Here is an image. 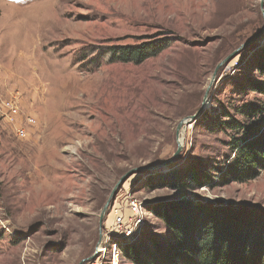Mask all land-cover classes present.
<instances>
[{
	"label": "rangeland",
	"instance_id": "obj_1",
	"mask_svg": "<svg viewBox=\"0 0 264 264\" xmlns=\"http://www.w3.org/2000/svg\"><path fill=\"white\" fill-rule=\"evenodd\" d=\"M263 28L261 0H0V264H91L100 213L123 178L111 202L145 203L144 247L170 242L157 204L264 212V172L246 182L221 173L243 137L228 123L264 131V96L250 87L264 82V34L219 68L172 165L126 177L174 155L176 128L200 109L216 67ZM151 38L170 45L140 65L103 55ZM188 167L211 184L164 181Z\"/></svg>",
	"mask_w": 264,
	"mask_h": 264
},
{
	"label": "trees",
	"instance_id": "obj_2",
	"mask_svg": "<svg viewBox=\"0 0 264 264\" xmlns=\"http://www.w3.org/2000/svg\"><path fill=\"white\" fill-rule=\"evenodd\" d=\"M166 38H151L135 45H110L103 55L108 63L140 65L166 50ZM264 54V53H263ZM257 70L264 78L263 61ZM251 90L264 96V82L251 83ZM254 109L248 111L251 114ZM264 109L255 114L263 113ZM228 126L243 131L234 139V159L222 171L223 178L246 182L264 172V131H251L233 122ZM164 181L174 190H193L211 184L203 171L188 167L166 174ZM152 213L169 231L166 245L148 240L123 249V258L130 264H264V212L208 206L188 200L157 204Z\"/></svg>",
	"mask_w": 264,
	"mask_h": 264
},
{
	"label": "built area",
	"instance_id": "obj_3",
	"mask_svg": "<svg viewBox=\"0 0 264 264\" xmlns=\"http://www.w3.org/2000/svg\"><path fill=\"white\" fill-rule=\"evenodd\" d=\"M9 117L17 115V109L9 104ZM16 137L23 140L26 130L15 126ZM145 203L131 195L117 196L108 206L105 222L99 231L91 264H124L123 249L138 244L146 227L148 215Z\"/></svg>",
	"mask_w": 264,
	"mask_h": 264
},
{
	"label": "water",
	"instance_id": "obj_4",
	"mask_svg": "<svg viewBox=\"0 0 264 264\" xmlns=\"http://www.w3.org/2000/svg\"><path fill=\"white\" fill-rule=\"evenodd\" d=\"M263 0H261V12H262V15L264 16V10H263ZM264 34V28L262 29V31H260V33L254 37L253 39L245 42L242 46H240L237 50H235L233 53H231L227 58H225L215 69L214 73H213V76H212V79H211V83H210V86L208 87V89L206 90L205 92V95L203 97V101H202V105L200 107V109L194 114L192 115L191 117L187 118L186 120L180 122L176 128V145H177V149L174 153V155L165 163L161 164V165H158V166H154V167H147V168H137V169H134L133 171H131L126 177L134 174V173H142V172H151V171H157V170H163V169H167L168 167H170V165H172L174 159L179 155V153L181 152L182 150V145L180 144L179 142V134H180V131L181 129H185V127L187 126H190L191 124H193L197 119L198 117L200 116V114L205 110V102L208 98V91H209V88L211 87V85L213 84V82L215 81V78H216V74H217V71L219 70V68L221 66H223L224 64L226 65L227 63H229L230 61H232L244 48L246 47H249L253 44H255L261 37L262 35ZM126 178H123L121 179L112 195H111V198L107 201V203L105 204V206L103 207L101 213H100V217H99V231L101 230L102 228V223H103V219L105 217V214H106V211L108 209V206L110 205L111 203V200L113 199V196L115 195L117 189L119 187H121V185L124 183ZM95 257V255L91 256L89 258V260H93Z\"/></svg>",
	"mask_w": 264,
	"mask_h": 264
},
{
	"label": "bare ground",
	"instance_id": "obj_5",
	"mask_svg": "<svg viewBox=\"0 0 264 264\" xmlns=\"http://www.w3.org/2000/svg\"><path fill=\"white\" fill-rule=\"evenodd\" d=\"M204 106H206V105H204ZM187 128L189 129V128H191V126L190 127H187ZM185 129H181L180 134H179V142H180L181 145L183 143V137H184V134H185Z\"/></svg>",
	"mask_w": 264,
	"mask_h": 264
}]
</instances>
